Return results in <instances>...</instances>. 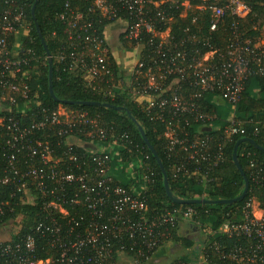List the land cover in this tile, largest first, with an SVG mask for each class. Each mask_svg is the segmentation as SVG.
Listing matches in <instances>:
<instances>
[{"label":"built area","instance_id":"built-area-1","mask_svg":"<svg viewBox=\"0 0 264 264\" xmlns=\"http://www.w3.org/2000/svg\"><path fill=\"white\" fill-rule=\"evenodd\" d=\"M116 3L119 5L96 0V7L103 16L116 17L119 11L130 16L116 19L124 38L134 42L136 60L129 73L128 92L150 120L165 124L164 151L172 178L193 179L200 184L211 182V171L224 161L225 143L232 136L245 134L246 129L234 115L209 132L195 130L192 124L204 128L215 118L203 101L206 95L235 106L251 65L264 72V31L258 43L236 33L232 41L215 48L209 37L191 33L189 28L181 29L187 33L185 36L175 37L172 24L176 15H190L193 24L197 16L207 15L208 31L212 34L227 13L246 18L251 10L249 0ZM60 19L66 17L61 15ZM80 20V14L72 15L68 28L75 27ZM28 32L23 7L16 0H0L3 105L7 102L17 106V98L24 103L30 101L31 90L26 80L30 78L31 63L38 57L32 48L25 49L18 41L10 43L18 34ZM68 34L71 36L69 31ZM188 39L193 41L194 48L189 46ZM84 41L96 43V54L70 52L69 69L79 67L92 79H108L112 72L102 41L92 34ZM64 57L61 54L59 59ZM4 109L0 111V137L5 135L0 141V151L5 156L0 185H18L21 201L26 204L33 205L40 198L42 216L34 233L46 237L45 246L51 254L37 258V239L27 234L17 241L0 240V264H110L114 256L128 251L148 259L170 241L182 221H193L195 210L190 206L150 207L145 193L155 182V172L144 163L146 155L132 144L128 134L116 136L112 127L101 126L98 116L59 106L55 110L43 109L41 118L21 123L12 115L2 114ZM213 131L220 135L216 137ZM80 132L88 136L87 142L80 139ZM257 133L255 127L253 134ZM128 145L134 147V156ZM123 150L131 153L123 168L128 186L111 174L113 162L121 167L119 155ZM247 157L253 182L264 187L263 165L258 166L252 153L247 152ZM255 198L244 202L238 218L226 220L217 229V234L234 241L231 246L218 245L220 264H264V200ZM2 205L0 202V215Z\"/></svg>","mask_w":264,"mask_h":264},{"label":"trees","instance_id":"trees-1","mask_svg":"<svg viewBox=\"0 0 264 264\" xmlns=\"http://www.w3.org/2000/svg\"><path fill=\"white\" fill-rule=\"evenodd\" d=\"M34 1L16 0V4L22 6L24 9L25 18L29 24V32L27 35L18 34L10 42L18 41L23 44L25 49L32 48L38 57L37 61L31 63V67H29V70H31L30 78L26 80L31 90L29 94L30 101L24 103L25 100L17 98V106H11L5 102V109L1 113L8 116L12 115L21 123H30L32 120L43 116V109L55 110L57 107L62 106L85 111L91 116H98L100 125L112 127L113 133L116 136L124 133L128 134L132 144L138 145L143 155H146L144 163L152 167L155 172V182L145 193L150 207L160 209L164 207L182 208L190 206L195 210L194 218L190 222V225H192L193 229L196 228L202 233V240L196 241L188 236L178 235L177 229H175L170 241L180 245L186 253L171 264H191L192 258L190 256L192 253L203 254L205 264H220L219 254L216 250L218 245L231 246L234 241L217 234L216 231L219 226L226 220L238 218L240 216V208L248 198L254 196L256 200H264V187H260L259 184L253 182L247 157V152L252 153L253 157L258 160V166L262 167L263 165L264 167V72H258L257 67L251 65L249 75L243 83L240 100L234 109V117L243 122L246 132L243 135L232 136L225 143L223 149L224 161L219 167L211 171V182L200 184L193 179L190 181L173 179L170 161L164 151L166 143L163 137L165 124L150 120L141 110V107L134 101L132 95L128 92L130 89L128 88V84L124 83L122 70L113 58L105 41V28L116 21L117 18H130V16L123 11H119L116 17L103 16L96 7V0L37 1L34 16L53 62L52 88L56 97L54 99L49 93L47 55L40 42L35 29L34 18L31 15V7ZM105 1L107 4L119 5V3H116L117 0ZM190 2L195 4L197 0H190ZM249 4L251 10L246 18L238 19L227 13L218 29L212 34L208 31L207 15L197 16L195 24L191 22L190 15L183 18L176 15L175 21L172 24V33L176 32L174 34L175 37H183L187 33H184L181 29L183 27L189 28L191 33L209 37L215 48L223 47V45L232 41L236 33L243 34L244 37L252 39L254 44L258 43L264 31V0H249ZM75 14H80L81 20L75 24V27L68 28V21ZM61 15H64L66 20H61ZM83 24H90V26L82 28ZM68 31L71 33V36L68 34ZM91 34L93 36L97 35L102 41L101 47L107 49L105 59L112 72V75L108 79L107 77L104 80L92 79L84 69L79 67L69 69L70 59L67 58V55L70 52L84 51L86 54H96V43L84 41V37L91 36ZM77 35H80L79 39L76 38ZM119 40L126 47V50H131L134 46V42L125 39L122 34L119 35ZM188 43L190 47L194 48L192 40L188 39ZM61 54L65 56L62 60L59 59ZM87 61L90 62L91 58H88ZM261 63L264 66V54ZM212 98L211 95H206L203 101L207 105V110L213 112L215 115V118L209 124L216 128L217 126H223V122L230 115L231 106L227 103H224V105L215 103ZM86 101L121 106L123 109L118 111L102 105H87L85 104ZM128 113H130V116ZM131 117L142 126L149 142L154 147L164 166L171 191L181 199L205 198L218 200L232 199L239 196L244 188V180L233 162V147L235 142L242 137L253 139L260 148L244 142L239 145L237 151L238 162L248 179L246 196L241 201L230 204H178L172 202L164 189L162 172L152 153L142 140L137 126ZM192 126L195 130L203 129V127H199L195 123ZM255 127L258 129L257 134H253ZM4 131L2 130V132ZM214 134L216 137L220 135L217 132ZM4 137L5 135L1 134L0 141ZM79 137L84 142L89 140L85 132H80ZM127 148H131L132 156H134V147L128 145ZM80 152L83 151L80 150ZM131 153L124 150L121 151L119 162L122 168L117 167L116 162L112 163V176L124 186H128L129 181L124 177L125 172L123 168L126 165L125 163L131 159ZM4 160L3 151H0V175L4 166ZM131 161L134 162V160ZM21 199L22 190L21 188L19 189L18 185H0V202H3V213L0 215V228L18 220V230L10 235V239L17 241L18 238L32 234L37 239L36 257L44 259L51 254L45 246L46 237L34 233V226H36L42 216L41 200L39 198L35 204L31 205L23 203ZM127 255L133 257L139 263L146 260L138 256L134 251H128ZM116 260L117 255L114 256L110 264H116Z\"/></svg>","mask_w":264,"mask_h":264},{"label":"water","instance_id":"water-1","mask_svg":"<svg viewBox=\"0 0 264 264\" xmlns=\"http://www.w3.org/2000/svg\"><path fill=\"white\" fill-rule=\"evenodd\" d=\"M38 0H35L34 1V4L32 5L31 7V15L32 17L34 18V25H35V29L38 33V36L40 38V42L46 52V55H47V62H48V81H49V93L50 95L56 99L54 93H53V88H52V58L50 56V53L48 51V48H47V45H46V42L44 40V38L42 37V34L40 32V28H39V25L35 19V16H34V11H35V6H36V3H37ZM85 104L87 105H102L104 107H111L113 109H116L118 111L122 110L123 107L121 106H114V105H110V104H107V103H100V102H96V101H86ZM129 116H130V113H128ZM132 118V121L136 124L137 126V129L139 131V134L142 138V140L144 141L145 145L148 147V149L150 150V152L152 153L157 165L159 166L161 172H162V175H163V186H164V189L166 191V194L167 196L169 197V199L172 201V202H175V203H178V204H230V203H236L238 201H241L247 194V191H248V179L243 171V169L241 168L239 162H238V158H237V151H238V147L241 143H244V142H247L251 145H253L254 147L256 148H260V146H258V144H256V142L249 138V137H243V138H240L238 139L235 144H234V147H233V152H232V159H233V162L235 164V166L237 167L238 171L240 172L241 176L243 177V180H244V188L241 192V194L235 198H232V199H218V200H209V199H205V198H198V199H181L177 196H175L173 194V192L171 191L170 189V186H169V182H168V177H167V173L164 169V166L161 162V160L159 159V156L157 154V152L155 151L154 147L151 145V143L149 142L142 126L133 118ZM206 131L209 130V128H205Z\"/></svg>","mask_w":264,"mask_h":264},{"label":"crops","instance_id":"crops-1","mask_svg":"<svg viewBox=\"0 0 264 264\" xmlns=\"http://www.w3.org/2000/svg\"><path fill=\"white\" fill-rule=\"evenodd\" d=\"M116 27L118 28V27H120V25L117 23L116 24ZM110 28L112 29V26L111 25H108L105 28V31H104L105 41H107V42H108L109 38H111ZM112 49L113 50H110V51H111V53L113 55V58L115 59L116 63L119 65L120 69L121 70L123 69L122 70V73H123V76H124V80L126 79V81H127V83L125 82V84H128V81H129V73H130V70H132V67L134 65V59L136 60L135 51L133 49L132 50H127L125 52V54H124V57H121L119 55V52L117 51L116 48H112ZM132 54H133V56H131ZM128 61H129V64H128ZM127 64H128V67H129L130 64L132 65V66H130L128 68V70H129V71L127 70L128 72H126L124 70L123 66H122V65L127 66ZM212 100L215 103L224 105V102L221 101L219 98H215L214 97V98H212ZM234 109H235V106H231V112H230V115L228 117H230L231 115H234ZM212 114H214V113L212 112ZM226 120H227V118H226ZM209 123L203 128L204 130H205V128H209L208 132L212 128L213 129L215 128L212 125H210ZM93 148H95V147H93ZM189 228H192V225H190V222L182 221L178 225V227H177V234L178 235H182V236H188V237H190L189 234L187 235V231L189 230ZM170 243L173 244V245H178V244H176L174 242L168 241L164 245H162L152 256H150L148 259H146L144 262H141V263L137 262L133 257H131V256L127 255V254L120 253L117 256L116 264L117 263L118 264H171L174 260H176V259H178L180 257V254H176V253H174V251L172 249H169V246H171ZM180 248H182V247H180ZM182 250L185 251L184 249H182ZM184 254H182V255H184ZM199 254H201V253H199ZM169 255H173V258L170 259ZM199 262H200V264H205L204 263L205 262L204 261V258H203V261H199ZM199 262L197 261L194 264H199ZM191 264H193V263H191Z\"/></svg>","mask_w":264,"mask_h":264},{"label":"rangeland","instance_id":"rangeland-1","mask_svg":"<svg viewBox=\"0 0 264 264\" xmlns=\"http://www.w3.org/2000/svg\"><path fill=\"white\" fill-rule=\"evenodd\" d=\"M119 24L120 25V23L118 22V21H114L113 23H111L110 25L112 26V29L110 28V33H111V38H109V40H108V42L106 41V43H107V47H108V49L109 50H113L112 48H116L117 49V51L119 52V55L121 56V57H124V54H125V52L127 51L126 50V47H124V45L120 42V40H119V35L121 34V31H122V27H121V25H120V27H116V24ZM114 24V25H113ZM122 24V23H121ZM122 26H125V25H123L122 24ZM125 48V49H124ZM133 49V48H132ZM131 49V50H132ZM131 56H133V54L131 55ZM127 62V61H126ZM134 62H135V59H134ZM128 64H129V61H128ZM128 64H127V66H124V65H122L123 66V68H124V70L126 71V72H128L129 70H128V68L130 67V66H132L131 64L129 65V67H128ZM123 70V69H122ZM128 70V71H127ZM127 83V81H126V79L124 80V83ZM3 102H1L0 101V111L2 110V109H4L5 107H4V105L2 104ZM18 220L17 221H15V222H11V223H9L8 225H6V226H4V227H2V228H0V240H2V241H6V240H8V239H10V235L13 233V232H15L16 230H17V228L19 227L18 226ZM190 235V238L191 239H193V240H196V241H198V240H202V233H200V231L199 230H197L196 228L195 229H193V228H189V230L187 231V235ZM170 245L171 246H169V249H172L173 251H174V253H176V254H180V256L182 255V254H184V253H186L185 251H183L182 249L183 248H180L181 246H179V245H173V244H171L170 243ZM174 255V254H173ZM173 255H169V257H170V259H172L173 258ZM203 255H201V254H196V253H192L191 254V258H192V261H191V263H196L197 261L199 262V261H203V257H202ZM118 264V263H117ZM199 264H200V262H199Z\"/></svg>","mask_w":264,"mask_h":264}]
</instances>
